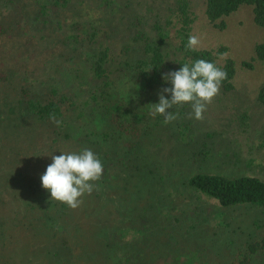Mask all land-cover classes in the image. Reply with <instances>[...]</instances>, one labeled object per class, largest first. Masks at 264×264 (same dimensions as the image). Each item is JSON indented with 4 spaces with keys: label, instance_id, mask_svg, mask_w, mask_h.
Wrapping results in <instances>:
<instances>
[{
    "label": "rangeland",
    "instance_id": "rangeland-1",
    "mask_svg": "<svg viewBox=\"0 0 264 264\" xmlns=\"http://www.w3.org/2000/svg\"><path fill=\"white\" fill-rule=\"evenodd\" d=\"M67 1L0 0V77L7 78L0 82V264H264V252L246 248L264 238V209L224 207L188 185L198 173L264 179V104L257 97L264 61L252 60L264 27L251 6L223 17L219 28L205 0H188L196 49L226 46L218 62L235 61L234 87L221 86L202 120L185 103L169 109L177 119L164 124L151 115L161 89L148 91L127 64L145 57L142 36L154 38V25L164 24L176 0ZM174 24L163 48L173 65ZM100 46L109 49L114 96L142 116L137 137L87 104ZM23 89L61 101L62 123L21 114ZM84 148L104 171L98 188L71 209L51 200L40 177L51 155Z\"/></svg>",
    "mask_w": 264,
    "mask_h": 264
},
{
    "label": "trees",
    "instance_id": "trees-1",
    "mask_svg": "<svg viewBox=\"0 0 264 264\" xmlns=\"http://www.w3.org/2000/svg\"><path fill=\"white\" fill-rule=\"evenodd\" d=\"M67 0H53L58 7H64ZM241 5H249L252 8L254 22L264 27V0H205V14L208 20L217 27L223 28V17L235 12ZM194 21L193 12L191 11L188 0H176L170 15L164 24L154 25L155 36L145 40L144 53L145 57L140 58L134 64H127L128 68L134 70L139 82L143 83L148 91L171 87L170 83L163 80V74L170 71L179 70L183 64L191 65L197 59H204L215 63L218 67L225 70L228 74L227 79L222 82V87L226 91L233 89V78L236 72L235 61L231 58H225L223 63L218 62L219 55L227 51L226 46H220L218 49H195L187 48L188 38L191 35V27ZM219 21V22H217ZM174 22L178 23L176 27V38L178 40L176 50L178 52L174 59V65L166 60L163 48L169 39L171 25L175 27ZM93 42V33L90 35ZM94 57L91 58L92 77L97 83L94 84L90 91L88 102L94 104V109L98 106L102 108L103 114L110 119L113 125L129 134L139 136L138 123L142 116L128 104L114 96V83L108 72L109 49L98 47ZM254 57L264 61V41L259 42L254 47ZM244 66L251 67V63L244 61ZM0 77V82L6 80ZM168 99L171 95L165 93ZM65 97V96H63ZM258 100L264 104V84L258 90ZM64 99V98H62ZM60 99V100H62ZM22 105L25 109L21 111L23 115L36 116L38 119H50L51 114H55L57 120L63 116L61 101L46 100L42 101L32 96L27 89L22 90ZM133 109V110H132ZM58 135H60L58 133ZM64 136H69L64 134ZM101 181H99V185ZM188 185L196 192L217 201L221 206L232 207L249 205L264 209V179L252 175L227 176L223 174L198 173L188 178ZM36 191V188H34ZM34 191V192H35ZM51 219V218H50ZM44 222V219L40 218ZM249 253L264 252V238L251 242L247 245ZM243 262V259H242Z\"/></svg>",
    "mask_w": 264,
    "mask_h": 264
},
{
    "label": "clouds",
    "instance_id": "clouds-1",
    "mask_svg": "<svg viewBox=\"0 0 264 264\" xmlns=\"http://www.w3.org/2000/svg\"><path fill=\"white\" fill-rule=\"evenodd\" d=\"M199 45L200 39L190 35L187 48L195 50ZM227 76L225 70L204 59H197L191 65L185 63L179 70L163 74L164 82L170 83L171 87H165L158 93L159 102L151 104V115L163 116L164 124H168L177 119V114L169 109L174 105L188 103L194 118L202 120L206 105L219 94ZM165 93L170 94L171 99L165 98ZM50 119L57 126L62 123L54 113ZM51 160L52 163L40 177L42 188L50 192L51 200L77 209L83 203L82 197L85 194L91 195L98 188L95 182L101 179L104 171L101 159L91 149L84 148L78 153L51 155Z\"/></svg>",
    "mask_w": 264,
    "mask_h": 264
}]
</instances>
